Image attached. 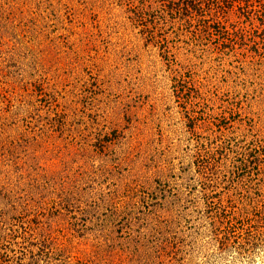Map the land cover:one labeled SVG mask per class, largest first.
<instances>
[{
	"label": "rangeland",
	"instance_id": "rangeland-1",
	"mask_svg": "<svg viewBox=\"0 0 264 264\" xmlns=\"http://www.w3.org/2000/svg\"><path fill=\"white\" fill-rule=\"evenodd\" d=\"M0 264H264V0H0Z\"/></svg>",
	"mask_w": 264,
	"mask_h": 264
}]
</instances>
